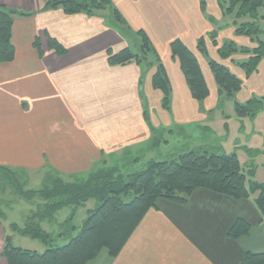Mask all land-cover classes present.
I'll list each match as a JSON object with an SVG mask.
<instances>
[{
    "label": "crops",
    "instance_id": "0c3cea01",
    "mask_svg": "<svg viewBox=\"0 0 264 264\" xmlns=\"http://www.w3.org/2000/svg\"><path fill=\"white\" fill-rule=\"evenodd\" d=\"M46 1L0 0L9 8L30 12L14 20L15 59L0 64V165L45 178L51 173L74 177L108 167L110 160L119 164L128 153H149L148 159L199 148L227 153L223 142L231 132L227 122L231 115L212 110L219 97L209 60L220 59L209 39L211 22L202 14L206 4L163 0L166 15L164 6L156 2L169 19L167 28L165 22L158 23L165 39L161 46L138 19L145 15L143 8L132 6L138 0H112L124 18L117 25L109 22L106 10L95 15L67 14L62 9L45 10ZM131 25L138 33L145 31L159 55L160 49L164 52L159 61L170 83L172 102L168 107L162 106V92L153 86L157 64L147 72L146 57L125 64L109 63V49L117 53L129 48L124 33L134 31ZM51 38L63 45L64 54L50 47ZM201 38L205 52L198 48ZM175 39H181L197 57L210 91L205 99L193 97L179 61L171 55L170 44ZM37 40L40 49L35 46ZM223 63L234 71L228 62ZM255 91L252 86L242 100L251 99ZM216 113H221L217 118L225 124L224 132L209 120ZM240 142L236 139L233 147ZM162 143L175 145L174 152L160 151ZM244 201L252 208L248 200L204 188L193 191L185 203L160 200L117 256L102 249L87 264H237L246 251L264 252V238L251 247L250 235L229 236L238 217L250 220L241 206ZM253 213L260 228L264 219L254 206ZM1 239L2 234L0 264H8Z\"/></svg>",
    "mask_w": 264,
    "mask_h": 264
},
{
    "label": "trees",
    "instance_id": "16d2710c",
    "mask_svg": "<svg viewBox=\"0 0 264 264\" xmlns=\"http://www.w3.org/2000/svg\"><path fill=\"white\" fill-rule=\"evenodd\" d=\"M113 5L112 0H47L44 9H62L67 14L95 15L112 8L117 21L123 23L122 14ZM263 6L264 0H229L227 7V12L235 13L237 18L251 19L238 26L236 33L249 37L254 42L253 49L243 48L240 51L241 47L239 48L234 41L218 44L216 35L212 36L222 61L234 60L239 51L246 52L247 60L243 61L241 66L247 74L256 71L264 57V42L257 36L260 31L259 8ZM28 14L30 12L0 4V64L15 59L16 50L12 42L14 20L17 16ZM49 45L58 54L66 52L63 45L54 38L49 40ZM35 46L40 49L38 40ZM198 48L201 52L206 51L203 38L199 40ZM141 49L139 53H133L129 48L117 53L109 49V63L125 64L140 61L145 56L144 51L154 50L145 33ZM170 51L171 55L178 59L193 97L197 100L205 99L209 95V87L193 51L181 39L172 41ZM209 65L221 93L231 97L242 88L243 80L224 63L211 59ZM153 86L163 92V104L168 107L170 83L161 62L153 77ZM263 103L264 97L260 100L249 99L245 104L237 102V115L253 116L261 109ZM153 145L155 146L156 142ZM0 175L11 177L19 198L31 203L37 200L32 217L20 231L45 243L49 241L50 234L36 218L52 220L59 210L69 207L72 215L64 222V227L73 230L72 218L75 209L85 205L90 199L96 201L95 207L88 210L87 218L78 233L71 235L63 246L50 247L43 252L32 251L13 246L8 237L2 251L8 264H87L95 259L102 249H106L111 256H117L145 214L158 207L160 199L185 203L191 193L198 188L233 199H245L250 195L245 185L246 175L237 154L226 153L222 149L211 151L199 148L160 160L153 158L143 168L128 173L121 169L120 164L97 168L87 176L68 177L51 173L46 176L39 189L25 188L24 184L19 183L15 168L0 165ZM253 188L260 190L256 201L263 209L264 184H254ZM130 194L133 196L132 199L126 201L124 197ZM250 230L251 222L238 217L230 228L229 236L237 239L248 235ZM237 264H264V252L246 251Z\"/></svg>",
    "mask_w": 264,
    "mask_h": 264
},
{
    "label": "rangeland",
    "instance_id": "374dc122",
    "mask_svg": "<svg viewBox=\"0 0 264 264\" xmlns=\"http://www.w3.org/2000/svg\"><path fill=\"white\" fill-rule=\"evenodd\" d=\"M200 5L206 4L207 7L204 8L202 14L209 19L211 22V30L209 34V39L212 41L213 34L216 35V39L218 44L223 43L225 41H234L236 40V44L241 49L254 48V42L247 36H242L243 38H237L235 35L240 36L236 33V29L245 21H251L249 17L244 18H237L235 13H228L227 7H229V0H195ZM164 6L165 14H167L165 9V4L163 0H138V5H132L135 8H143L145 10V15L143 17L138 18L139 20L142 19V23H145L146 26L152 31L153 35L155 36V41L157 44L163 46L165 39L162 37V31L158 28V23L165 22L166 28L169 24L168 17H164V14L159 11L158 5ZM113 6L118 8L116 4L113 2ZM131 6V8H132ZM119 9V8H118ZM216 11L217 16L214 15ZM110 12V16L108 20L110 23H119L115 16V13L112 8L107 9L104 13L108 14ZM214 17V18H213ZM112 23V24H113ZM120 24V23H119ZM259 33L257 34L258 39L264 42V6L259 8ZM133 28L130 34H125L127 39V43L129 49L133 53L141 52V45L143 43V34L145 31L142 30V34L135 31ZM223 40V42H221ZM214 44V43H213ZM215 45V44H214ZM216 46V45H215ZM216 46V50H217ZM154 48V47H153ZM156 51V52H155ZM160 55L157 50L147 49L146 51H142L144 53V57L146 61L144 64V69L148 72L151 69L155 68L156 64L158 67L161 61L158 58H162L164 52L162 49L159 50ZM238 52L236 53L234 60H226L222 61L219 57L220 61L228 62L229 66L235 71H233L239 78L245 80L244 90L240 93L234 92L233 96H227L225 93H221L219 86L216 82L215 76H213L215 86L217 88V95L219 100L215 101L216 107L212 108L214 111H225L226 115H231L227 122L230 123L231 132L228 136L227 140L223 142L224 147L227 149V153H236L237 157L239 158L241 167L243 172L246 175L245 185L250 192L248 198L242 200H248L252 202V208L247 201L242 203V209L246 211L245 213L249 214V221L251 222V230L248 235L251 236L249 244L251 247H254L256 244V240H260L264 238V222L260 228L256 226L255 219H257V215L253 213V206L256 208L258 212H260L261 217L264 219V208L262 209L256 199L260 195V190L253 188L254 184H264V103L259 111L255 113L253 116H244L240 117L237 115L236 111V103L245 104L249 99H243V96L247 95V90H249L252 86H256V91L252 94V98H257L260 100L261 97L264 96V57L260 60L258 64V69L250 74H247L245 69L241 66L243 61L247 60L246 52ZM237 58L239 55H241ZM219 56V55H218ZM246 57V58H245ZM213 59L210 57V60ZM161 60V59H160ZM178 60V59H177ZM163 64V62H162ZM200 64V63H199ZM164 66V65H163ZM210 66V65H209ZM165 67V66H164ZM201 67V66H200ZM260 67V69H259ZM211 69V68H210ZM202 70V69H201ZM242 70L245 76L248 77H240L238 74H242L240 71ZM259 70V71H258ZM212 72V70H211ZM203 73V72H202ZM213 73V72H212ZM214 75V73H213ZM204 76V75H203ZM205 78V77H204ZM261 79V80H260ZM242 85V87H243ZM161 91V90H160ZM162 92V91H161ZM161 104L164 106L163 102V92L161 93ZM210 94V91H209ZM151 97V94H150ZM208 97V96H207ZM251 98V99H252ZM153 97L150 99V104L153 106ZM171 89L168 99V106L171 105ZM157 107V106H156ZM165 107V106H164ZM223 111V112H224ZM217 114L219 117L221 113H216L215 118L214 115H209V120L212 122L215 127L222 132L225 130V124H222V121H218ZM236 120V121H235ZM199 124V122H197ZM227 127V126H226ZM240 130H244L241 132ZM238 139L240 144L237 148L233 147V142ZM175 145L171 144L170 146L166 147L164 143H162V147L160 151H168L169 153L174 152ZM188 151V150H185ZM215 151V150H214ZM184 152V151H182ZM180 153L176 152L175 154ZM173 154V155H175ZM172 155V156H173ZM149 153H128L122 162H119L121 169L125 173L132 172L134 170H139L145 166V164L150 160ZM167 157H155L154 159L160 160ZM153 159V158H151ZM115 163V164H114ZM117 160H110L108 166H116L119 165ZM123 167V168H122ZM16 169L18 181L21 184H24V187L39 189L42 187L44 183V178L39 174H28L29 172L25 169ZM43 178V180H42ZM26 184V185H25ZM20 196L16 193L14 184L11 182L10 176L0 175V234H2V245L3 248L5 247L6 240L9 237L11 244L15 247H20L22 249L32 250V251H39L43 252L47 248L50 247H59L66 244L69 237L71 235H76L80 228L82 227L85 219L88 215V210L91 207H95L96 201L95 199H90L85 205L79 206L75 209L73 218H72V225L73 230H67L65 226V221L72 215V210L69 207H64L59 210L54 219L43 218L39 219L41 226L44 228L45 231L49 232L50 239L47 243L40 240L39 238L31 237L29 235L23 234L20 230L24 228L26 221L32 217V212L35 210L37 205V200L34 203L30 201L24 200L19 198ZM132 195H128L124 197L126 201L132 199ZM163 200V199H160ZM93 205V206H92ZM249 205V206H247ZM92 209V208H91ZM57 218V220H55ZM64 223V224H63ZM63 224V225H62ZM69 226V225H68ZM263 231V232H262ZM245 235V236H248ZM244 236V237H245ZM247 244V243H246Z\"/></svg>",
    "mask_w": 264,
    "mask_h": 264
}]
</instances>
